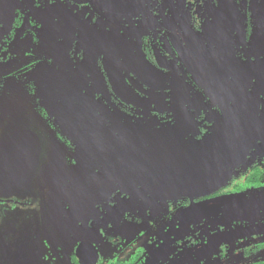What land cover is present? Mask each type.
<instances>
[{
    "label": "flooded vegetation",
    "instance_id": "obj_1",
    "mask_svg": "<svg viewBox=\"0 0 264 264\" xmlns=\"http://www.w3.org/2000/svg\"><path fill=\"white\" fill-rule=\"evenodd\" d=\"M249 5L0 0V145L19 137L0 156V176L19 177L0 187V264H191L177 255L192 235L176 234L183 220L174 209L165 206L159 219L140 203L129 207L113 178L64 136L55 116L68 103L149 154L146 137L170 130L186 147L180 153L209 161L237 131L232 156L249 166L232 191L264 192V58ZM247 178L254 184L241 188ZM208 227L203 246L206 238L222 245L225 236H209ZM253 254L233 250L230 264H264Z\"/></svg>",
    "mask_w": 264,
    "mask_h": 264
},
{
    "label": "rangeland",
    "instance_id": "obj_2",
    "mask_svg": "<svg viewBox=\"0 0 264 264\" xmlns=\"http://www.w3.org/2000/svg\"><path fill=\"white\" fill-rule=\"evenodd\" d=\"M249 10L255 17L252 42L255 44L258 60L264 58V0H250ZM194 40L196 41V38ZM258 69H261L260 65ZM263 84L264 76L258 82V89L262 88ZM256 100L258 103L261 101L259 97ZM170 133V130H162L159 134L146 137L145 143L153 148L154 155L171 165L196 164L202 161L192 153H180L179 150L186 147H181V143L173 139ZM215 146L216 143L210 142L205 148L216 152ZM262 146L263 144H258V153L262 152ZM238 151L222 154L214 160L207 186L192 195L163 196L114 179H111L112 185L121 188L128 196L124 202L129 207L140 203L139 206L151 212L153 218L160 219L167 205L174 209L176 219L183 220L176 234H184L187 230L192 235L191 243L180 246L176 244L177 255L182 257L183 262L200 264L204 259L205 264H230L233 250L237 253L250 250L253 255L264 257V192L246 194L234 203L225 198L199 201L200 198L218 191L249 166L248 163L234 160L232 155ZM206 225L209 226V236L216 234L225 236L222 245H219L217 238L211 240L206 238L208 245L203 246L202 238L206 235ZM233 240L235 246L232 244ZM185 250L191 251L189 257L184 254ZM218 253H221L224 259L211 260L210 257Z\"/></svg>",
    "mask_w": 264,
    "mask_h": 264
},
{
    "label": "water",
    "instance_id": "obj_3",
    "mask_svg": "<svg viewBox=\"0 0 264 264\" xmlns=\"http://www.w3.org/2000/svg\"><path fill=\"white\" fill-rule=\"evenodd\" d=\"M142 81L151 89V83L144 79ZM262 97L264 98V92ZM55 121L64 136L86 160L104 169L114 180L125 181L137 188L163 196L192 195L204 189L209 182L212 162L222 154L235 151L241 136L237 131L232 133L220 147L218 155L213 159L209 158V161L171 165L113 134L75 104L64 105L56 113ZM18 139L16 135L0 145V156L10 154V150L16 148ZM33 150L32 144L28 163H31ZM24 171H27V168ZM16 181H19V177L0 176V187ZM95 262L94 258L92 264Z\"/></svg>",
    "mask_w": 264,
    "mask_h": 264
},
{
    "label": "trees",
    "instance_id": "obj_4",
    "mask_svg": "<svg viewBox=\"0 0 264 264\" xmlns=\"http://www.w3.org/2000/svg\"><path fill=\"white\" fill-rule=\"evenodd\" d=\"M251 184H254V183L253 182H249V178H247L246 180H244V183L241 186V188L248 187ZM232 187H234V185H233V181L231 179L225 186L220 188L221 190L223 189V191L227 190L228 193L223 194L222 196L215 193V194L207 195V196H204V197H205V199H210V200H214V201H216L217 199H222V198L224 199L225 198L226 200L230 201L231 203H234V202H237V200L239 198H241L242 196H244L246 194H250L248 192L249 189H247V188L245 190H243V191L235 193L234 191H232L233 190ZM204 197H202V198H204ZM202 198H200V199H202ZM210 200H208V201H210ZM204 202H207V201H204Z\"/></svg>",
    "mask_w": 264,
    "mask_h": 264
}]
</instances>
